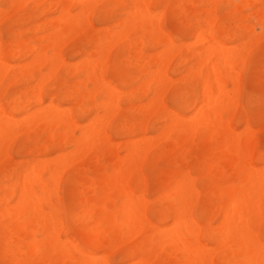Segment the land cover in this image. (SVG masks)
Masks as SVG:
<instances>
[{"label": "rangeland", "instance_id": "374dc122", "mask_svg": "<svg viewBox=\"0 0 264 264\" xmlns=\"http://www.w3.org/2000/svg\"><path fill=\"white\" fill-rule=\"evenodd\" d=\"M17 1L18 0H0V15L2 14V17H0V59L5 63L6 67V73L5 71L4 73H0V78L4 77L3 79H0V110L5 113V121H8V123L10 122L8 120L9 118L17 120L15 122L11 121L8 126L10 130L5 134L6 141H10H7L10 146L5 144L6 146L8 145V154H4V151L7 150L3 149V153L1 152L2 154L0 157V159L3 158V161L0 162V212L5 208H12L17 203L22 190V183H19V179L25 169L27 170L30 167L32 168L34 165H41L42 167L49 166L50 169V166L60 160V156L63 158V156L67 157L66 154L70 156L73 153L75 146L70 142L58 144L59 140L61 139V135L67 134L71 142L77 141L81 139L82 136H84L83 126L87 127L94 118L97 121H103L106 119L103 123L106 126L107 139L110 143L112 142L111 145H113L112 151L109 153L107 152V154L105 151L103 152L102 150L97 149L92 151V153L87 154L86 158L85 156L82 157V155L85 153L77 154L75 156V160H78V157H81V160H78L77 163L75 162V165H73V163V166L69 165L70 163L67 164L66 167H71H67L68 169L63 172L62 177L60 175L58 176L57 180L60 182L57 186L58 192L55 191L56 188L53 186L51 187L53 188V191H51L52 193L50 192V194L46 195L47 200L49 199L50 203H52L50 204L52 209H48L49 207H47V209L45 208V212L52 213V211H54L53 209H55L57 213H59L56 214V219L59 221L58 223L62 221L59 226V229H61L59 236L62 241L68 237L78 246L80 245L79 247L84 249L88 254L99 255L106 253L107 255H105V261L108 264H135L134 262L137 264L139 262V257L135 256L134 251L138 249L140 241L143 238L142 236L144 235L128 239L125 233L126 230L122 229L121 233L123 234V239L114 245L117 247L109 250L107 253L106 249H110L109 245L113 244L111 241L113 235H107L102 246L91 248L89 247L87 242L88 240L86 238V241L85 239L82 241V233L80 231V225L82 222L79 218L81 215V204L86 196V187L83 184V181L92 180L93 183L98 181V184H96L95 197H101V195L104 193V188L102 189V187L99 186V180L103 175L112 174L113 170L111 166L113 165V162L117 160V157L120 159L126 155V152L122 147L126 144H130L128 142L132 141L133 143V141H140L143 138L142 135L140 136L135 134L130 137L129 135L125 134L127 136L126 137L124 136V133L118 134V132H116L117 128L121 127V124L127 121L126 123L131 125L132 123H130V121H132L135 123L132 124L135 127H140V124L142 127H146L147 134L144 136V138H152L153 142L157 144V146L154 147V149L150 151V154L148 155L151 157H147V159H145L144 162L142 161L143 163L140 164L139 168H141V173L138 169L137 171L131 172L129 175V182L132 183H130V186L133 191L135 190V196L137 197L144 195V198L147 202V206L149 208L146 211V216L149 223H152V225L155 223L154 225H157V221L155 220V212L159 210H164L167 215L166 225H169L172 222L174 204L171 201L170 196L167 194L168 187L174 181L177 173L182 172L185 175H189L193 189V194L189 198V202L191 201V206H189V208L191 207L190 213L192 214L193 218H195L199 228L201 229V232L198 236L199 241L210 249L209 253L213 257V264H223L219 260V254L215 251V239H217L219 236V225L223 215L220 209L225 204L226 197L222 194H217L216 192L230 186V184L237 185L239 183L238 181L241 179L237 177V180L235 175L232 174L235 172L233 165H228L227 162L224 163L225 161L221 162L223 160L217 158V146L219 141L215 139L217 138L216 136H214L210 143L206 144H204V136L202 135H197L193 139V144L187 142L184 145H178L174 139V135H172L170 139H166L164 142L161 141L162 143L157 140V136H159L160 132H162L165 127L171 124V120L165 121L161 116L162 114H159L158 110H155L156 112L154 111V113H152L153 116L151 114H146L148 113L147 107L153 95L149 90L142 89L141 91L139 88L141 87L140 85H142L141 82L144 80L142 78H146L148 75L146 72L156 69V66H152L155 65L154 62L161 54L163 49L159 46L153 45L141 51L137 50L138 48H136V51L133 46L130 47L131 49L128 47L129 50L126 49L127 47L121 48L117 46L114 47V49L110 48L109 51L106 52H110L109 56L106 54L107 60H104L106 63H104L102 67H99L100 69L98 68V73L102 74L105 81L111 87L116 88L120 92L121 98L118 101L119 114H116V117H112L110 115L107 116L103 108H101L100 103L106 99V94L105 92L97 89L95 83L82 69L83 60L85 57H88L89 59L92 57L91 54L94 50V45L97 44L95 43L97 42V38L103 37L102 39L107 41L108 33L113 34V32L116 31L123 22L127 21V13L129 12L128 7H130L129 5L131 0H96L99 4L95 0H83L85 2L94 4L96 2L94 11L88 13V25H81V28L85 27L84 29L79 28L78 30L80 31H76L74 34L71 32L60 36L59 55L62 62L56 71L57 73H53L55 76H52L53 74L51 75L52 71L50 70L49 65L33 64V53L42 50L44 47L43 51L47 54L46 56H51L52 50L49 49V46L47 45L50 41V35L55 31V27L53 26H55L56 20L59 18L58 16H60L61 7H54L51 5V0H20V2L18 1L19 3H17ZM74 1L75 0H72L71 2V15H76L79 12V8L77 6L79 2L78 0L75 2ZM241 1L242 0H216V3L215 0L152 1L150 8L153 14L155 15L157 13L156 15H158L161 12V27L165 35L171 38L177 46H182L181 44H183L181 52L176 49V54L167 69V83L159 85L157 88L159 92H161L160 99L162 100L164 107L167 108L168 111L177 113L176 115L184 120L182 121L183 126L187 127V125L191 123L192 119L196 115L195 110H199V107L203 105L202 103L206 102V98L208 97H203V94L201 93L202 90L205 89L202 88L205 87L203 83V78L205 77H200V79L198 77L197 80L196 76H201V73H203L202 76H204L207 71L212 69V65L215 64L213 63L215 61H212V63L208 66L210 68H207L208 70L203 67L204 63L206 62V57L203 56L197 58L195 57V54H199L200 51H203L205 48V43H202L201 45L200 43L197 45L195 43H197V37L203 30L202 28L205 26V17L209 16L214 18L213 22L216 19L214 23H212L210 20L212 24L209 22L211 24L210 26L208 25L210 28L207 26L209 31L206 30L208 31L206 32L208 35L213 33V37L216 39L217 43L221 45L217 46V48H221L219 50L216 48V53L220 51L219 53L222 55V58L219 53L218 55L220 57L218 55H216V57L218 56L222 60L224 58L225 60L229 59L233 55V53L231 55L232 48L237 46L239 47L243 43L246 45L244 54L245 62L237 76L240 79V82L238 87L235 88L236 92L234 90V93H232L237 97L239 105L236 108V114H234V116L232 114L228 115V113L223 114V121H228L231 119L230 117L233 116L230 120L231 128L239 136H241L240 131H243V133L246 131V128H244L245 126L252 129L255 132L256 139L258 141L256 147L254 148L255 153L257 155H264V39H262L264 37V35H262L264 34V3H262V1L257 3V1L254 0L256 3L254 1L252 2L256 4H254L255 6L253 3V6H245V4L242 3L243 1ZM21 2L22 5H25L22 6ZM39 3L41 5H39ZM48 6L49 8H47ZM234 7L236 9L239 7V11H237ZM211 11L214 16L212 15ZM208 12H210V14ZM142 33L143 31L141 29L136 28L127 35L130 37L128 40L132 41L142 39V41L146 43L147 40L144 38ZM68 36L69 39L67 41L66 39ZM64 39L68 43H65L66 45L61 48V45L63 44L61 42L62 40L64 41ZM255 42L257 44H254ZM45 46L48 49H46ZM28 48L33 49L29 50ZM11 49H17V53H15L12 57H7V52H9ZM4 51L6 52L4 53ZM221 51L223 53H221ZM104 57L105 54L103 55L102 59H105ZM204 58L205 61H203ZM29 62L32 64H26ZM149 63H151V66ZM201 63H203V65ZM22 65H24V67ZM137 65L140 68L143 65L146 67H142L141 70L137 67ZM197 65H199V67ZM147 66H149L150 69ZM30 72H32V74ZM120 76H126L128 79H130V84L128 83V86L122 84ZM192 77H195V79ZM233 77L236 78L235 76ZM137 78L141 79V81H139ZM180 78L182 81H179ZM12 82L13 84H11ZM39 83H41L40 85L43 84L41 89H39L36 85H39ZM78 84H81V86ZM231 87V84L225 87L227 92L233 91L232 88L234 87ZM36 88L39 89L40 95L38 98L40 99L35 97L38 95V93L35 94ZM162 88L164 91L167 89V91H165L167 93H164L162 90L160 91ZM136 90H139V92ZM135 91L138 93L136 94ZM75 92H78L77 97L73 95ZM84 92L90 95L88 99H83L82 96ZM122 93H125L128 96H131L130 93H134L132 97L135 95L136 98H132L133 100L131 97L129 99L128 96L125 98V94L122 95ZM163 93L165 95L162 96L161 94ZM49 106H53L60 111H66L69 109L70 111H66L67 113L69 112L67 117L71 116L70 119L72 120L73 125L75 124L78 128L73 127L71 123L68 122L70 121L68 118L67 121L65 120L60 124H55L53 120L47 121V118L36 117L39 116L42 108L44 109ZM82 109L84 112H81ZM32 114H34V116H32ZM209 115L211 116L213 114H197V119H201ZM146 116H148L149 119ZM7 117L9 118L7 119ZM37 118H40V120L43 119V122L38 125H33L35 122H40V120ZM37 120L39 121L37 122ZM27 122L31 124L32 128L35 126L36 128L34 130L30 129V124L28 125ZM44 126L50 130L46 129ZM28 130L30 131L28 132ZM47 130L49 131L47 132ZM52 134H54V136H52L54 140L51 137ZM46 137L49 141L46 140ZM152 139L148 142L152 141ZM51 140H53L54 143H57V145H52ZM46 141L48 145L46 144ZM168 144L170 147H168ZM5 145L3 146L5 147ZM40 147H42L43 151L40 149ZM57 156H59V159ZM45 160L50 162L46 163ZM215 160H217V163ZM73 161L74 160H72V162ZM252 162L257 168H262L264 166V163L259 161L257 156L252 159ZM208 164L216 165L214 174L212 176L207 175ZM226 165L227 167H225ZM223 166L225 169L222 168ZM228 166L230 167L228 168ZM40 169L36 172L41 174L43 179L46 180L49 177V169ZM184 170L186 172H184ZM45 171L47 172L44 173ZM142 174L143 179H140L142 182L139 180V183L135 184V178L137 176H141ZM59 177H61L60 180ZM142 187L144 189H142ZM145 189H147V191ZM54 191L55 194H53ZM36 192L37 194L40 193L38 190H36ZM109 194H111L109 200L110 205L121 202V198L115 196L113 192ZM196 194L197 197L194 196ZM193 197L197 200H195ZM159 198H161V200L158 201ZM202 198L203 200H201ZM151 206L153 207L150 208ZM263 211L264 204L261 205L260 218L255 221L254 225L257 228L261 225L260 228H256L259 230V233L256 229H254V231L256 234L258 233V238L264 244V237H261L264 236V216H262L264 215ZM10 217L11 216L0 218V264H44L43 261V263H40L41 261L36 262L34 257L31 262L27 263L24 261V256L22 254L17 255L16 263H10L7 260V255L9 252L13 253V251L16 249L14 241L18 240L20 235L14 231L7 230V227H9L10 224L14 226V222L15 225H17L24 221L22 216H16V218H14L15 216H12L11 218ZM40 239L41 236L36 234L34 240L37 241ZM78 240L82 244H79ZM28 241L29 240H24L26 243ZM107 241L108 243L105 245L104 243ZM154 242L156 244V239ZM153 255L154 253L152 256ZM40 256L42 257L41 254ZM236 260L238 261V258H236ZM183 263L184 257L182 253H172L168 251V249L159 250L158 255L153 258L152 263L150 262V264ZM64 264L77 263L66 262Z\"/></svg>", "mask_w": 264, "mask_h": 264}, {"label": "bare ground", "instance_id": "6f19581e", "mask_svg": "<svg viewBox=\"0 0 264 264\" xmlns=\"http://www.w3.org/2000/svg\"><path fill=\"white\" fill-rule=\"evenodd\" d=\"M18 1L20 2V0H18ZM18 1H17V3H19ZM22 1H24V0H22ZM75 1H77V0H75ZM152 1L153 0H131V3L129 5L130 7H128L129 12L127 13V15H128L127 21L123 22L119 26V28H117V30L113 32V34L108 33V36H107L108 40L107 41L106 40L104 41L102 39L103 37L97 38V42H95L97 44L94 45L95 47L93 48L94 50L92 51V54H91L92 57L90 59L88 57H85V59L83 60L82 69L86 72V74L89 76V78L95 83V85L97 86V89L105 92V94H106V99L100 103L101 108H103V110L105 111L107 116L110 115L112 117L113 116L116 117V114L117 115L119 114L118 101L121 98L120 92L116 88L111 87L105 81L102 74L98 73V68L102 67L103 64L106 63V61H104V60H107L106 54H108V56H109L110 52L109 53H106V52H108L110 48L114 49V47H117V46H119L121 48L127 47L126 49H128V47H129V49H131L130 47L133 46L135 50H136V48H138L137 50H140V51L144 50L145 48H149L153 45L159 46L163 49L161 54L158 56V58L156 57L157 59L154 62L155 65L153 64L154 66H152V67L156 66V69L152 70L150 72L147 71L148 73L146 72V74H148L147 77H149V78H147V77L142 78L144 80L141 82L142 85H140L141 87L139 88V89H141V91H142V89L143 90H149L150 93L153 95V97H152V99H151V101L147 107L148 113H146V114L152 115V113H154L155 110L156 111L158 110L159 114H162L161 116L165 121L171 120V124H169L167 127L164 128V130L162 132H160L159 136H157V138H158L157 140L160 142L161 141L164 142L166 139H170V137L172 135H174V139L177 142V144L178 145H184L187 142H190L191 144H193V142H194L193 139L197 135L198 136L202 135V136H204L203 141L205 142V143L204 142L203 143L206 144V143H210L213 140L214 136L217 137V138H215L219 141V144L217 146V148H218L217 154L218 155L216 154L217 158L223 160L221 162L225 161L224 163L227 162L228 165H230V164L233 165L235 172H233L232 174L235 175V178L238 177L241 180L239 179L240 181H238L239 183L237 185H231L230 184V186L222 189L221 191L216 192L217 194L224 195L226 197V202L223 205V207H221V209H220L221 212L223 213V215H222V219H221V222L219 225V236L217 239H215V244H216L215 251L219 254V260L223 264H264V244H263V242L260 241V239L257 236V234L259 233V230H257V229L260 228L261 225L258 228L256 226H254L255 221L258 218H260L261 205L264 204V166L262 168H257L253 165L254 163L252 162V159L255 156H257V159L264 163V155H262V154L257 155L255 153L254 148L256 147V144L258 141L256 139L255 132L252 129L245 126L244 128H246L245 129L246 131L244 133H243V131H240L241 136H239L231 128V123H230V120L232 119L234 114H236V108L239 105V103L237 101V97L234 96V94H232V93H234L235 88L238 87L239 82H240V79L237 76H238L239 71L245 62L244 61V54H245L246 45H245V43H243L241 46H239V47L237 46L238 48L237 47L232 48L231 55H232V53H233V55L229 59L225 60L224 57H223L224 58L223 60L220 59L219 58L220 57L219 55H221L219 53L220 51L218 52L219 55H218V53H216V51L221 48V47L217 48V46H221V45L217 43L216 39L212 35L213 33L210 34V32H209L210 35H208L206 33L209 31L208 27L212 23H214L216 19L213 22L214 18H211L209 16L205 17V19H206V21L204 20L205 26H204V28H202L203 30L199 33V35L197 37V39H198V41H196L197 43H195L196 45L198 43H200V45L202 43L203 44L205 43V48L203 49V51H200L199 54L196 53L195 57H197V58L203 57V56L206 57V62L205 63L203 62L204 63L203 67H205L206 70H208L207 68H210L208 66L212 63V61H215V62H213L215 64L212 65L213 66L212 69L210 71H207L204 76H202L203 73H201V76H200L199 75L200 72L198 73L199 76H196L197 80H198V77H199V79H200V77H205V78H203L204 82L202 80V82L204 83V86H205L202 88L203 89L205 88V89L202 90L201 93L203 94V97L204 96H205V98L207 96L208 97L206 98V102L202 103L203 105L201 107H199V110H197V111L195 110L196 115L192 119L191 123L188 124L187 127H184L182 124V121H184V120L179 118L176 115L177 113H174L172 111H168L167 108L164 107V105L162 104V100L160 99V93L161 92H159V90L157 88L159 85H163V84L167 83V76H166L167 69H168L173 57L176 54V52H175L176 49L181 52L183 44H181L182 46H179V45L177 46L171 38H169L167 35H165V33L161 27V17H162L160 15L161 12L158 15H156L157 13L155 15L153 14V12L150 8L152 5ZM242 1L241 2L243 4H245V6H248V5L253 6L256 3L255 1H257V3L261 2V1H262V3H264V0H255V1L254 0H242ZM252 1H254L255 3ZM51 2H52L51 5H53L54 7H57V6L61 7L60 16H58L59 18H57L56 24H55V26H53V27H55V31L50 35V37H49L50 41H49V44L47 45V46H49V49L52 50V53H51V56L47 57L46 56L47 54L44 53V51H43V49H44V47H43L42 50L33 53V56H34L33 64H43V65L47 64V65H49L50 70L52 71V73H51V75H52L54 72H55L54 74L57 73L56 71H57L58 67H60L59 65H61V62H62L60 55H59L60 54L59 53L60 52L59 51V49H60V47H59L60 46V36H63L65 34H68L71 32H72V34H74V32L76 33V31L77 32L80 31L78 29L81 28V25L87 26L88 25L87 16L89 15L88 13H90L91 11L92 12L94 11V8H95L97 1L94 4V3L85 2L83 0H81V1L78 0L79 3L77 2L78 3L77 6L79 8V12L76 15L70 14V7H71L72 0H51ZM40 3H39V5L42 4V3L41 4ZM215 3H216V0H215ZM215 3H213V4H215ZM252 3H253V5H252ZM21 5H22V2H21ZM24 5H22V6H24ZM193 6H195V5H193ZM50 7H52V6H50ZM98 7H99V5H98ZM211 7H212V5H211ZM47 8H49V6ZM238 8L239 7H237V9L236 8L235 9L237 11H239ZM45 10H47V9H45ZM193 10H194V8H193ZM197 12H199V11H197ZM208 13L210 14V12H208ZM211 13H212V11H211ZM1 15H0V17H2ZM212 15H213V13H212ZM196 16H194V17H196ZM198 16H199V14H198ZM172 17H174V16H172ZM210 20L212 21V23L210 22ZM82 27H84V26H82ZM84 28H81V29H84ZM89 28H90V26H89ZM136 28H139L143 31L142 34H143L144 38H146V40H147L146 43H144L142 41V39L141 40L137 39V40H132V41L128 40V38H130V37H128L127 35L131 31H134ZM206 30H208V31H206ZM98 31H99V29H98ZM82 32H83V30H82ZM86 34H87V32H86ZM262 35H264V34H262ZM69 36L66 39L67 41L69 39ZM71 36H73V35H71ZM262 37H260V38H262ZM262 39H264V37ZM64 41H65V39H64ZM64 41L62 40V42H61V43H63L61 45V48H63V46L66 45L65 43H68V42H66V41L64 42ZM259 41H261V40H259ZM251 42H252V40H251ZM254 44H257V43L255 42ZM186 45H189V44H186ZM45 48H46V46H45ZM216 48H217V50H216ZM31 49H33V48H31ZM31 49H29V50H31ZM46 49H48V48H46ZM221 50H223V49H221ZM46 51H48V50H46ZM5 52L6 51H4V53ZM15 53H17V49H11L9 52H7V57H12ZM221 53H223V52L221 51ZM104 54H105V57H104L105 59H102ZM216 55H218L219 57L218 56L216 57ZM193 57H194V55H193ZM221 58H222V55H221ZM203 61H205V58ZM151 63H149V65ZM203 63H201V64L203 65ZM26 64H32V63L29 62ZM26 64H24V65H26ZM24 65H22V66L24 67ZM144 66L145 65H143L142 67H144ZM197 66L199 67V65H197ZM25 67H28V66H25ZM134 67H135V65H134ZM137 67H138V65H137ZM147 67L149 68V66H147ZM138 68H140V67H138ZM5 70H6L5 63L0 59V73H4ZM88 72H89V74H88ZM5 73H6V71H5ZM30 73L32 74V72H30ZM27 74H25V75H27ZM54 74L52 76H55ZM1 75H3V74H1ZM233 76H235L236 78H234ZM120 77H119V79H120ZM3 78H0V79H3ZM181 78L179 79V81L180 80L182 81ZM192 78L195 79V77H192ZM137 79H139V78H137ZM48 80H49V78H48ZM129 80L130 79H128L126 76L121 77V82L125 86L126 85L128 86ZM139 81H141V79H139ZM13 82L11 84H13ZM121 82H120V84H121ZM40 84L41 83H39V85ZM46 84H47V81H46ZM229 84H231V86L234 87V88L231 87L233 89L232 92H227V90L225 88ZM36 85L38 86L39 89H41L43 86V84L40 85V87L38 84H36ZM78 85L81 86V84H78ZM169 85H170V83H169ZM82 87H83V85H82ZM38 88H36V90H35V94L38 93V95L37 96L34 95L37 98L40 95ZM168 88H169V86H168ZM161 90L164 93H167V92H165V91H167V89H165V91H164V89L162 88V89H160V91ZM36 91H38V92H36ZM136 91L139 92V90H136ZM93 92H92V94H93ZM129 92H131V91H129ZM138 92H136V94ZM235 92H236V90H235ZM17 93H19V92H17ZM164 93L161 95L162 96L165 95ZM77 94H78V92H75V94H73V95L75 97H77ZM123 94H125V93H122V95ZM130 94H131V96H128L127 94H125L124 97L126 98L128 96L129 99H130V97H131V99L132 98L134 99L135 95L132 97V95L134 93H130ZM235 94H237V93H235ZM89 96H90L89 94L84 92L82 97H83V99H88ZM38 99H40V98H38ZM127 100H128V98H127ZM138 107H139V105H138ZM129 108H131V107H129ZM9 110H11V109H9ZM68 110H66V111H68ZM11 111H13V110H11ZM66 111L65 110L60 111V110L54 108L53 106H49V107L44 108V109L42 108L41 112L39 113V116H36V117L47 118L46 119L47 121L53 120L55 124H60V123L64 122L65 120L67 121V118H68V120H70L68 122L71 123V125L73 127H77L75 124H74L75 126L73 125L72 120L70 119L71 116L67 117V114L69 115V112L67 113ZM81 112H84L83 109L81 110ZM33 113H35V112H33ZM201 113L202 114H213V115H211V116L209 115V116H205L201 119H197V114H201ZM226 113H228V115L232 114L233 116L231 115L232 117H230L231 118L230 120H228V121L224 120L223 121V114H226ZM40 114H42V115L44 114L45 116L44 115L42 116ZM32 116H34V114H32ZM146 117L148 118V116H146ZM5 118H6L5 113L0 110V157H1V154L3 153V149L7 150L8 145L10 146V144H8V142H10V141L7 140L8 141L7 142L5 139V134L8 133L10 130L8 128V126L11 123V121H14V122L17 121L16 119H12V118L10 119L9 117H7V119L9 118L8 120L10 121L8 123V121H5ZM37 119L40 120V118H37ZM21 120H22V118H21ZM39 120H37V122ZM42 120H40L39 123L35 122V124H33V125L41 124V122H43ZM105 120L97 121V120H95V118L93 120H91V122L88 124V126L86 125L87 127L83 126L84 127V129H83L84 136H82V138L79 140L76 139L77 141L71 142V140H69V137L67 136V134L61 135V139L59 140L58 144L70 142L72 145L75 146V149H74V151L72 150L73 153L70 156H68V154H66L67 157L63 156V158H61V156L59 155L60 160L58 162L54 161L55 163L53 165L51 164L52 166H50L51 167L50 169H49V166L48 167L47 166L42 167L40 165L41 166L40 167L39 165L38 166L34 165V167H32V168L30 167L27 170L25 169V171L22 173V175L19 179V183H22V190H21L20 197H19L17 203L12 208H9V209L5 208L0 212V218H6L9 216H11V217L15 216L14 218H16V216H22L24 218L23 222H21L17 225H15V222H14V226L10 224L9 227H7V230H11V231H14V232L20 234L18 240L14 241V243L16 245V249L13 251V253L9 252V254L7 255V260L10 263H16L17 262V255L22 254L24 256V261H26L27 263L31 262L33 257H34L36 262L41 261L40 263L44 262V264H54V263L64 264L66 262H70V263L76 262L77 264H108L105 261V258H106L105 255H107L106 253H102L99 255L88 254L84 249L79 247L80 245L78 246L70 238L67 237L64 241H62V239H60V236H59L60 230H61V229H59L60 228L59 226H60V223L62 221H60V223H58L59 221H57V219H56V214H59V213H57V211L55 209H53L54 211H52V213H46L45 212V208L47 209V207H49L48 209H52V206L50 205L52 203H50L49 199L47 200L46 195L50 194V192L53 191V188H51L53 186H54V188H56L55 191L58 192L57 186H58V183H60L57 180L58 176L60 175L62 177L63 172H65L68 169L67 167H69V166L66 167L67 164L70 163L69 165L73 166V165H75V162L77 163L78 160H81L80 159L81 157H78L79 159L77 158L78 160H75L76 159L75 156L77 154H81V153L84 154L85 153L84 155H82V157L85 156V158H86L87 154H90V153H92V151L97 150V149H100L103 152L105 151L106 153L107 152L109 153L112 151L113 145H111L112 142L110 143L107 139L106 126L103 123ZM147 120H145V121H147ZM35 121H36V119H35ZM126 122L123 123L126 125L121 124L120 125L121 127H118L119 130L117 128L116 132H118V134L124 133V136H126L125 134H127L130 137L136 134V135H140V136L142 135L143 138L140 141H135V142L133 141V143H132V141L128 142L131 145L126 144L122 147L123 150L126 152V155L123 158L121 157L120 159L117 157V160H115L113 162V165L111 166V168L113 170L112 174L103 175L99 180V186L102 187V189L104 188V193L101 195V197H99V198L95 197L96 184H98L97 183L98 181L96 183H93L92 180L83 181L84 183L82 182L86 187V196H85V198L81 204V213H80L81 215L79 214L80 217L78 216L82 222L80 225V231L82 233V241L86 238L88 240L87 242H88L89 247L96 248V247L102 246V244L105 240V237L107 235L111 234V235H113V237H112L113 239L111 238V241L113 244L109 245L110 249L109 248H107L108 250L106 249V252L108 253L109 250H112L115 247H117V246H114L116 243L120 242L123 239L122 238L123 234L121 233V230L125 229L126 230L125 233H126L128 239H132L134 237L144 235V236H142L143 238L140 241V245H139L138 249H136L134 251L135 256L139 257L138 258L139 262L137 261L138 262L137 264H150V262L152 263L153 258H155V256L158 255L159 250H162V249H168V251H170L172 253H182L183 257H184V263L183 264H213L212 263L213 257L209 253L210 249L207 248L205 245L202 244V242L199 241L198 236L201 232V229L199 228L195 218H193L192 214L190 213L191 207L189 208V206H191L190 205L191 201L189 202V198L193 194V189L191 186V179H190L189 175H185L182 172L177 173L174 181L168 187L167 194L170 196L171 201L174 204L173 205L172 222L169 225H166L167 215H166L164 210H159V211L155 212V215H156L155 218L156 219L153 217L157 221V225H154L155 223H153V225H152V223H149L147 216H146V211L149 208L147 206V202L144 198V195H141L142 197L141 196H137V197L135 196V193H134L135 190L133 191L131 186H130L131 182H129V175L131 174V172L137 171L138 169H139V172L141 173V168H139L140 164H142L145 161V159H147V157H151L148 155L150 154V151H152L154 149V147L157 146V144L153 142L152 138H151L152 141H150V142H148L149 140H151L150 138L149 139L144 138V136H146V134H147V128L146 127H144V126L142 127L141 124L140 125L138 124L140 127H135L132 125V124H135L132 121H130V123H132L131 124L132 126L128 125V123H126ZM29 124L30 123H28V125ZM65 124H66V122H65ZM106 124H107V122H106ZM42 125H44V124H42ZM30 127H31L30 129H33V130L36 128V126L35 127L33 126L34 128H32L31 124H30ZM69 127H71V126H69ZM40 128H41V126H40ZM45 128H43V129H45ZM46 129H49V128H46ZM72 129H74V128H72ZM49 130H47V132ZM29 131L30 130H28V132ZM26 133H27V130H26ZM52 136H54V134H52L51 137ZM48 138L46 140H48ZM52 139L54 140L53 137H52ZM53 140H51L52 141L51 144L57 145V143H54ZM11 141H13V140H11ZM145 141H147V142H145ZM5 144H8V145L6 146ZM46 144H47V141H46ZM3 145H5V147ZM168 147H170L169 144H168ZM40 149L43 151L42 147H40ZM4 152H5L4 154H6L8 152V150L4 151ZM59 156H57L58 159H59ZM79 156H81V155H79ZM2 159H0V162L3 161ZM72 160H74V161L72 162ZM39 161H41V160H39ZM45 161H46V163L50 162V161L47 162V160H45ZM215 161L217 163V160H215ZM18 164H19V162H18ZM215 166L216 165H211V164L207 165V172H208L207 175L212 176L214 174ZM225 167H227V165ZM225 167L223 166L222 168L225 169ZM229 167L230 166H228V168ZM40 168L42 170H45L47 168L49 169V172H48L49 177L46 180L43 179L41 174L36 172ZM205 169H206V165H205ZM46 172L47 171H45L44 173H46ZM184 172H186V171L184 170ZM233 175H232V177H233ZM141 176H137L135 178V180H134L135 184L139 183L140 179H143V174ZM61 177H59V180ZM238 178H237V180H238ZM140 182H142V180H140ZM142 189H144V188L142 187ZM36 190H38L40 193L37 194ZM145 190L147 191V189H145ZM55 191L53 194H55ZM111 192H113L115 194V196L120 197L121 202L110 205L109 200H110L111 194H109V193H111ZM49 196H47V197H49ZM194 196L197 197V194ZM200 196H202V195H200ZM164 197H165V195H164ZM146 199H147V196H146ZM159 200H161V198H159L158 201ZM195 200H197V199H195ZM201 200H203V198ZM191 204H193V203H191ZM152 207L153 206H151L150 208H152ZM197 214H198V212H197ZM193 215H194V213H193ZM262 216H264V215H262ZM150 222H151V220H150ZM151 229H152V231H151ZM254 229H256L258 231L257 234L255 233ZM212 230H214V229H212ZM207 233H208V231H207ZM36 234H39L41 236L40 240H37V241L34 240ZM261 237H264V236H261ZM86 239H85V241H86ZM155 239H156V244L154 242ZM12 240H11V242H12ZM24 240H29V241L26 243V242H24ZM107 243H108V241L104 244L107 245ZM79 244H82V243H80V241H79ZM153 253H154V255L152 256ZM40 254L42 255V257L40 256ZM236 258H238V261L236 260ZM134 263L136 264V262H134Z\"/></svg>", "mask_w": 264, "mask_h": 264}]
</instances>
